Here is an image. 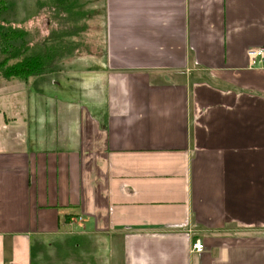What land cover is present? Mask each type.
Here are the masks:
<instances>
[{
  "label": "crops",
  "instance_id": "1",
  "mask_svg": "<svg viewBox=\"0 0 264 264\" xmlns=\"http://www.w3.org/2000/svg\"><path fill=\"white\" fill-rule=\"evenodd\" d=\"M99 5L101 55L60 59L101 85L36 75L0 135V264H264V0Z\"/></svg>",
  "mask_w": 264,
  "mask_h": 264
},
{
  "label": "rangeland",
  "instance_id": "2",
  "mask_svg": "<svg viewBox=\"0 0 264 264\" xmlns=\"http://www.w3.org/2000/svg\"><path fill=\"white\" fill-rule=\"evenodd\" d=\"M99 0H95L94 4L90 5L89 0H79V2L73 3L67 7H54L49 0H5V9L0 11V21L1 25H6L16 23L21 24L23 28L28 31V36L33 42H39L44 37L50 34V31L65 29L66 33H61L62 43L73 47L78 50L79 53L95 54V58L101 55V48L99 40H102V18L99 9ZM87 8L90 10H87ZM67 25L65 27V25ZM59 28V29H57ZM48 40H52L48 38ZM86 54L81 55L76 60L82 61V58L86 57ZM6 54L0 52V59L4 58ZM10 61V60H9ZM60 61V62H59ZM58 64H53L50 70H60L63 73H56V75L50 76L59 82L60 87L46 86L42 85V82L38 79L36 83L38 84L41 92L44 94L45 98H53L63 100V98L73 99L78 97H84L85 92L79 86V91L77 88L74 91L70 90V83H67L70 78L78 79L84 82V85L93 82L95 88H97L98 83L101 85L97 76L91 74L88 75H70L75 68L79 67L77 62H72V59L65 58L64 60L59 59ZM63 61V62H61ZM94 78V79H93ZM31 77L25 85L20 84L19 80H12L5 82L0 78V120L1 118H6V123L3 127L0 126V135L7 134L9 132L6 128L7 124H10V119L15 117L16 121L20 126L28 132L29 138L33 133L34 122L28 123V120L34 121V115L29 114L30 108L26 107L28 112L27 116L25 111V106L29 103L34 104L39 102V98L36 94L35 87L31 86ZM71 79V80H75ZM78 80L73 81L76 85ZM33 86V85H32ZM31 90V95L27 94V90ZM81 90V91H80ZM40 91V90H39ZM91 91V90H89ZM77 92V94H76ZM80 92V94H79ZM99 93L100 91H96ZM100 94H103L102 91ZM95 102L100 99L96 94ZM93 102V101H92ZM84 105L90 109L92 113H95V109L98 110L99 104L95 105V109L87 105V101L84 100ZM101 108V107H100ZM48 108V115L51 113ZM25 118L26 122H23ZM13 125L12 127H14Z\"/></svg>",
  "mask_w": 264,
  "mask_h": 264
},
{
  "label": "trees",
  "instance_id": "3",
  "mask_svg": "<svg viewBox=\"0 0 264 264\" xmlns=\"http://www.w3.org/2000/svg\"><path fill=\"white\" fill-rule=\"evenodd\" d=\"M54 7H67L78 0H49ZM5 9V0H0V11ZM0 52L6 56L0 59V78L4 81L17 79L27 82L31 77L40 75L59 61L62 53L69 46L59 38L65 29L50 31L39 42H33L28 31L21 24L10 22L1 25ZM68 34V33H66ZM51 38L52 40H48ZM10 60V61H9Z\"/></svg>",
  "mask_w": 264,
  "mask_h": 264
},
{
  "label": "built area",
  "instance_id": "4",
  "mask_svg": "<svg viewBox=\"0 0 264 264\" xmlns=\"http://www.w3.org/2000/svg\"><path fill=\"white\" fill-rule=\"evenodd\" d=\"M246 56L249 61V65H254L258 60L264 59V47H250L246 50ZM192 249L198 252H202L205 248L203 243L199 240L192 242Z\"/></svg>",
  "mask_w": 264,
  "mask_h": 264
}]
</instances>
